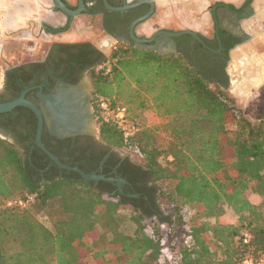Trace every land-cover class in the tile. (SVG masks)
<instances>
[{"label":"trees","instance_id":"obj_1","mask_svg":"<svg viewBox=\"0 0 264 264\" xmlns=\"http://www.w3.org/2000/svg\"><path fill=\"white\" fill-rule=\"evenodd\" d=\"M54 48L67 54L68 66L90 70L99 139L78 145L45 126L43 143L64 164L126 184L86 181L52 163L35 144L33 111L0 114V129L18 135L14 143L0 137V198L36 197L28 209L0 207V264H86L89 239L95 264H111L110 255L115 264H239L264 253V93L251 121L227 95L228 55L211 74L189 56L133 44L110 58L90 44ZM46 64L9 70L6 84L18 96L33 78L24 69L45 71ZM102 99L127 109L137 127L132 137L103 117ZM147 111L164 123L145 127ZM122 149L132 157H121ZM163 157L171 160L163 164ZM187 206L197 211L188 221ZM226 207L235 223L221 221ZM245 231L251 245L242 242ZM163 250L172 260H163Z\"/></svg>","mask_w":264,"mask_h":264},{"label":"flooded vegetation","instance_id":"obj_2","mask_svg":"<svg viewBox=\"0 0 264 264\" xmlns=\"http://www.w3.org/2000/svg\"><path fill=\"white\" fill-rule=\"evenodd\" d=\"M139 1L141 0H109V3L114 7L122 8L127 5L131 6L133 4H136ZM152 1L154 2V0ZM154 4L155 11L151 15V17L146 21L138 24L134 30V34L138 39L148 40V43H140V45L151 46L154 48L151 50L155 52L161 50L162 52H158L161 54H180L184 56H189L194 62V64L199 65L205 72H209L211 74L218 73V71L220 70V67L217 64L218 61L220 59L224 60L225 56L228 55L229 59L224 61V72L228 78L227 89L231 90L232 81L227 72L228 62L234 56L232 55V52L237 49L240 45L247 44L250 40L248 39L250 32L248 33L246 21L250 20V18H253L255 16V10L253 11L252 8L253 3H251L250 1H246L241 5H235L232 2H228L219 3L212 6L210 9L211 19L207 23L206 32H203L202 29H180L174 26H161L160 23L164 20V17L160 14L159 6L155 2ZM85 5L87 11L83 14L89 16L93 21L99 20L100 29L104 32L106 37H108L109 39H116L117 42L121 44H126L128 46L133 44L138 49H144L139 48L138 44L133 40L132 25L136 20L140 19L141 17L147 15L150 12V5L141 4L136 7L127 9L124 12H117L106 9L102 0H85ZM69 7L72 10L78 9V1L76 5L69 4ZM260 19H255V22H257V32H260L263 29L262 27L264 26V23H261ZM71 22L72 20L68 19V24ZM148 22L153 24L151 32L146 35L139 34L138 30L140 26ZM67 26L58 30L64 32L66 31ZM45 28H47V32L51 31V33H56V30L54 29H51L46 26ZM185 31H191L196 36L194 37L193 35L183 34L182 32ZM172 40L175 43L174 47L170 44ZM77 44H90L94 49L99 51L91 43ZM263 48L264 46L262 47L261 45L260 51L264 54ZM173 49H175L174 52H172ZM105 57L110 58L107 56ZM252 57L255 60L256 69L261 70V68H258V65H256V63L261 62L262 57L264 56H261L259 54L256 55L254 53ZM65 59H67V54L62 50H55L54 46H52L45 61L40 62L41 64L47 63L45 71L43 68L24 69V72L32 75L33 78L30 80L31 82L29 87L23 90L20 95L15 96L14 94L16 90L8 86L5 80L4 88L0 92V103L11 102L19 98L24 91H28L25 98L41 108L42 100L37 96L40 91H42L45 95H52L58 90H62L64 91V93H66L65 91L67 86H79L86 79L90 80L93 86V82L89 76L90 70L83 69L82 67L76 66V64H71V66H68L65 62ZM91 95V103H94L93 88L91 91ZM46 127L51 134V131L48 126ZM19 130H21L22 132L24 131L22 127H20ZM0 133L1 135H3L2 139H7L13 143L15 136H18L12 131L8 133L2 129H0ZM53 136L57 137L58 139H73V143L79 141L78 145L84 143L92 145L93 141L98 140L91 135H78L75 137L68 138H59L56 135ZM119 154L121 157H124L121 155V153ZM48 168H50V166ZM116 180L122 179L117 178ZM116 184L118 188L121 189L122 186L126 184V181L125 183L121 184L120 187L117 182Z\"/></svg>","mask_w":264,"mask_h":264},{"label":"rangeland","instance_id":"obj_3","mask_svg":"<svg viewBox=\"0 0 264 264\" xmlns=\"http://www.w3.org/2000/svg\"><path fill=\"white\" fill-rule=\"evenodd\" d=\"M65 1L67 3L69 2V0H65ZM246 1H250L251 3H253L254 4L253 7H257V2L259 0H154L156 4H159L160 14L161 16L164 17V20L161 21L160 23L161 26H165V27L174 26L180 29H197V30L201 29L199 23H201L202 21L203 23H208V21L211 19L210 9L212 6L219 3H228V2H232L235 5H241ZM51 5L54 4H52L51 2ZM260 7L264 8V5H261ZM257 10L258 9H256L254 20L256 18L259 19L260 13L259 10L258 11ZM42 14H44V16H42ZM45 14L48 15L47 12L41 13L39 11H35L32 14L29 13L26 14L28 15L27 19L29 23L27 22V24H25L24 26L25 28H16L14 32L15 35L16 36L22 35L25 32L23 31L24 29L30 30L29 29L30 26L32 33L34 30V34L39 35L41 33L42 27L46 26L45 24H41V20L46 19L47 17L45 16ZM16 15L17 13L12 14V16H16ZM23 16H25V13ZM23 16H21V18ZM82 16H84V19L81 20ZM60 17H63L62 13H60ZM34 25H37V27L34 28ZM263 30L264 28L261 31L264 32ZM79 31H81L82 33H79ZM52 36L53 37H49L48 39H45V41L40 43L39 48L36 50V52L33 50L31 51L27 50V48H25L22 44H16V42H6L7 44L5 45L8 48L7 49L5 48V50L2 51L0 50V92L4 88L7 71L22 66L30 65L33 63L44 62L52 46H56L59 44L91 43L105 56L111 57L112 53L117 48L124 45L118 43L116 39H109L108 37H106L104 32L100 29V21L99 20L93 21L89 16L84 14L74 18L72 22L68 24L66 31L64 32L58 31L56 33H53ZM254 40H257L255 47H257V49L260 51L261 45L262 47L264 46V42L263 44H261L262 43L261 39H250L247 44L249 45V43ZM6 41H10V40H6ZM33 41H35V39H33ZM33 43L34 42H29L27 45L31 46ZM106 43L108 46L104 47ZM248 45L246 44L240 45L237 49H235L232 52V55H234L232 58H234L237 65H243L241 60L239 61V59H243L245 63H249L252 65L255 64V60L253 59L252 55H254V53L258 55L257 53L258 51L255 48L253 49L248 48L249 47ZM237 57H238V61H237ZM256 64L259 66L258 63ZM232 69L236 70V72L240 71V68L232 67ZM230 78L232 81V87H234L233 89L235 90L233 91L232 89L231 90L227 89L226 90L227 95L234 101L235 106L240 110V112L245 117L249 118L251 121H255L256 119L254 117V114L260 110L262 105L264 85L260 87H256L254 91H250V92L237 91L235 84H233L234 80L236 82L238 81L236 75L233 78L232 77ZM93 111H94V103H93ZM141 120L144 126L147 128H153L157 125L164 123V121L161 120L153 111H147L144 114H142ZM97 129H98V125H97ZM97 131L99 137V130ZM0 137L3 138V135H1V133H0ZM169 143L170 142L168 139H164L165 147H167ZM118 152L121 153V155L124 157L128 155L132 157V154L125 149L118 150ZM167 160H171V158L163 157L161 159V162L164 164L166 163ZM4 201H5L4 199L0 198V207H4ZM56 205L52 208V210H50L55 220L61 218V216L59 215V208ZM184 213L189 219H191L197 213V211L194 207L187 206L186 208H184ZM125 214H129V212H125ZM221 221L223 223H235L237 221V216L235 215L232 209L226 207L225 215L222 217ZM128 227L129 230L133 231V228L131 227L130 224ZM93 241L94 239L86 240L87 248L90 249V251L88 252V256L84 260L86 264H95V261L92 258V255L94 253ZM106 259L111 264L116 263V259L111 255L110 257L107 256Z\"/></svg>","mask_w":264,"mask_h":264},{"label":"water","instance_id":"obj_4","mask_svg":"<svg viewBox=\"0 0 264 264\" xmlns=\"http://www.w3.org/2000/svg\"><path fill=\"white\" fill-rule=\"evenodd\" d=\"M54 3V10L59 11L64 14L69 20L82 15L87 11L85 0H78L79 7L76 10H72L64 0H52ZM106 9L117 12H124L127 9L136 7L141 4H148L151 6L150 12L136 20L132 25V38L138 44L139 48L144 49H154L151 46H143L140 43H148V40H140L135 34L134 30L136 26L151 17L155 11V4L152 0H141L136 4L131 6H125L122 8L114 7L109 3V0H102ZM183 34H189L196 36L191 31L182 32ZM200 40V39H198ZM171 46L174 47L173 40L170 42ZM175 49L172 50L174 52ZM158 52H162L158 50ZM233 68H240L239 72ZM242 70L243 65H237L234 58L228 62L227 72L230 77H238L242 79ZM237 73V74H236ZM92 84L90 80L86 79L79 86H67L66 93L62 90H58L52 95H45L42 91L38 93V97L42 100V107H38L31 101L27 100L26 94L28 91H24L21 96L11 102L0 103V114H5L12 112L16 107H26L33 111L38 120V127L35 137V144L38 148L51 160L52 163L56 164L59 168L68 170L70 172H76L80 174L86 181H100L106 180L109 182H117L119 187L121 184L125 183L123 180H116L112 178H105L104 176H99L96 173L87 174L80 170L78 167H72L67 164H64L56 155H54L43 143L42 137L45 126L51 131V134L58 136L59 138H68L75 137L78 135H91L96 139H99L97 134V122L96 117L93 111V103H91V91ZM65 95V96H64ZM82 98V102L80 101ZM58 119L57 122L55 119ZM57 124L60 125L63 129H59Z\"/></svg>","mask_w":264,"mask_h":264},{"label":"crops","instance_id":"obj_5","mask_svg":"<svg viewBox=\"0 0 264 264\" xmlns=\"http://www.w3.org/2000/svg\"><path fill=\"white\" fill-rule=\"evenodd\" d=\"M77 1L78 0H69L68 4L76 5ZM51 2L52 4H54L52 0H0V50L2 51V50H5V48L6 49L8 48L5 45L7 44L6 42H16V44H22L25 48H27V50H30V51L33 50L36 52V50L39 48L40 43H42L43 41H45V39H48L49 37H53L52 36L53 33H51V31L47 32L46 31L47 28H45V26H43L45 30L42 27L41 33L39 35L34 34V30L32 33L31 26H30L29 28L30 30L24 29L23 31L25 32L22 35L16 36L14 33L16 28H25L24 26L28 22V19H27L28 15H26L28 13L32 14L35 11H39L41 13L47 12L48 15L45 14V16L47 17L46 19L41 20V24H45L46 27L54 29L56 30V32L59 31L58 29H61L67 26L68 18L65 17L64 14H63V17H60L61 12L55 11L54 5H51ZM157 5L159 6V4ZM261 5H264V0H259L257 2V7H252V8H253V11L255 10V12H256V9L259 10V13H260L259 19L262 18L260 19L261 23L262 22L264 23V20H263L264 19V8L260 7ZM23 6L26 8H24ZM13 13H17V15L12 16ZM24 13H25V16H23ZM21 16H23L24 19L23 17L21 18ZM42 16H44V14H42ZM82 19H84V16L81 17V20ZM246 24H247L248 33L250 32L248 39H261V42H262L261 44H263L264 32L262 31L257 32V28H256L257 22H255L254 17H253V20L252 18H250V20H247ZM152 25L153 24L149 22L141 25L138 30L139 34L141 35L149 34V32H151ZM199 26H201V29L203 30V32H206L207 23H203L202 21L201 23H199ZM35 27H37V25H34V28ZM262 28H264V26ZM79 33H82V32L79 31ZM33 39H35V41H33ZM6 40H10V41H6ZM29 42H34V43L31 46H28L27 44ZM256 42L257 40H254V41H251L249 45L248 44L246 45H248L249 46L248 48L250 49L255 48L258 51L257 53L259 55L264 56L263 52L259 51L257 47H255ZM240 60L243 64V72L241 74L243 80L241 79L242 80L241 81L237 77L238 81L237 82L235 80L233 81V84H235L237 91L250 92V91H254L256 87H260L264 85V57H262L261 62L259 63L257 62L259 64L258 68H261V70H257L255 67V64L252 65L249 63H245L243 59H239V61ZM237 61H238V57H237ZM233 88L234 87H232V90L234 91L235 89Z\"/></svg>","mask_w":264,"mask_h":264},{"label":"built area","instance_id":"obj_6","mask_svg":"<svg viewBox=\"0 0 264 264\" xmlns=\"http://www.w3.org/2000/svg\"><path fill=\"white\" fill-rule=\"evenodd\" d=\"M100 108L102 110L103 117H105L107 120L115 121L121 127L126 138H130L135 134V132L137 131V127L129 121L128 111L125 107L118 106L115 109H112L110 107L109 101L102 99L100 101ZM35 198V195H28L24 198L17 197L6 199L4 201V207L9 209H28L32 204H34ZM185 220H189L186 215ZM241 239L244 245H251L253 240V234L249 231H245L243 232V236ZM163 254L164 261L172 260V257L167 250H163ZM239 264H264V253L258 256L248 255Z\"/></svg>","mask_w":264,"mask_h":264},{"label":"bare ground","instance_id":"obj_7","mask_svg":"<svg viewBox=\"0 0 264 264\" xmlns=\"http://www.w3.org/2000/svg\"><path fill=\"white\" fill-rule=\"evenodd\" d=\"M106 40H107V39H106ZM104 42H105V41H104ZM104 42H103V43H104ZM112 42H113V41H112ZM108 43H109V42H108ZM99 44H100V43H99ZM109 44H110V43H109ZM106 46H108L107 43L104 45V47H106ZM107 48H108V47H107ZM260 67H261V65H260ZM80 101L82 102V98H80ZM58 119H59V118H58ZM58 119L56 118L55 121L57 122ZM57 127H58L59 129H63V128H62L60 125H58V124H57Z\"/></svg>","mask_w":264,"mask_h":264}]
</instances>
